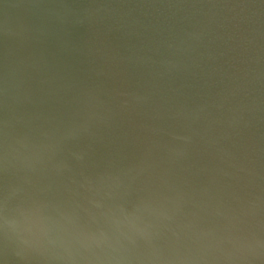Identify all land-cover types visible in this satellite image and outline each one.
Returning a JSON list of instances; mask_svg holds the SVG:
<instances>
[{
    "label": "water",
    "instance_id": "water-1",
    "mask_svg": "<svg viewBox=\"0 0 264 264\" xmlns=\"http://www.w3.org/2000/svg\"><path fill=\"white\" fill-rule=\"evenodd\" d=\"M0 264H264V0H0Z\"/></svg>",
    "mask_w": 264,
    "mask_h": 264
}]
</instances>
